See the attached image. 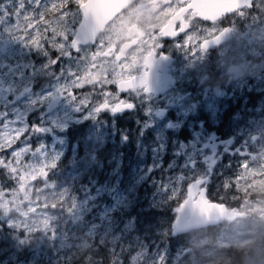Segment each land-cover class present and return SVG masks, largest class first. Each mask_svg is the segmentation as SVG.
I'll return each instance as SVG.
<instances>
[{"label": "rangeland", "instance_id": "rangeland-1", "mask_svg": "<svg viewBox=\"0 0 264 264\" xmlns=\"http://www.w3.org/2000/svg\"><path fill=\"white\" fill-rule=\"evenodd\" d=\"M69 9L74 19L64 26L74 39L79 23L74 31L72 24L80 19L74 0ZM152 19V14L145 15L146 22L127 15L98 42L118 50L131 27L142 34L156 29V22L148 24ZM257 22L250 28L257 36L247 39V29L214 57L192 58L180 69L182 84L167 96L152 100L126 92L125 99L134 100L139 111L122 117L127 111L111 104L94 111L98 100L85 110L61 91L69 83L66 71L74 57H64L58 71L50 64V51L26 44L12 26L0 25V128L28 130L17 145L22 171L48 166L47 178L35 183L34 200L51 204L59 195L65 200L63 211L54 213L41 207L32 214L24 207L17 215L0 208V264H235L252 233L264 228V24L257 27ZM147 44H155V38L150 35L121 53L128 56L131 77L143 67L151 48ZM85 46L80 48H91ZM27 87L33 93L21 97ZM98 88L89 85L77 94L100 96ZM165 109L166 116L160 113ZM224 116L225 128L220 126ZM86 123L84 137L71 147L69 130ZM67 154L71 174L62 184L53 174ZM0 155L12 159L10 153ZM2 177L8 182L2 183ZM201 179L205 200L245 210L246 224L242 218L199 230L196 244L185 246L188 236L167 252L163 234L171 236L179 205L189 186ZM43 184L51 191H40ZM17 187L15 175L0 166V191L10 198ZM24 212H29L26 219Z\"/></svg>", "mask_w": 264, "mask_h": 264}, {"label": "snow or ice", "instance_id": "snow-or-ice-1", "mask_svg": "<svg viewBox=\"0 0 264 264\" xmlns=\"http://www.w3.org/2000/svg\"><path fill=\"white\" fill-rule=\"evenodd\" d=\"M72 0H0V25L7 24L12 26V30L21 37L26 44L37 49H46L52 54V67L62 71L61 60L64 57H74L72 66L66 71L69 83L62 87L61 91L67 94L74 101H78L80 106L87 110L98 100L99 103L94 111L99 112L103 108L114 105L115 110L122 107H133L134 100L125 99V93L132 91L138 86H143L147 90L148 72L145 71L139 80H134L129 74L128 56L121 54L113 47L105 43H96L91 40V48L81 49L79 43L69 35L65 28V22L72 23L69 5ZM79 9L81 18L72 24L73 31L76 23H79L81 31H90L91 37L94 36V29L88 23L89 17H108L118 14L120 11L118 4L114 0H74ZM51 17V18H49ZM174 35H180L177 28V21H173L165 29ZM139 43V41H137ZM155 53L153 52L152 55ZM59 57V58H58ZM108 61H114L109 64ZM151 59H147L145 66L150 67ZM82 66V67H81ZM93 89L99 85L97 91L102 95L96 96L95 93L78 95L86 86ZM114 86V87H112ZM112 88V90H108ZM119 93V96L116 94ZM95 98H92V97ZM106 98V99H105ZM123 101V103L121 102ZM0 120V125H3ZM0 153H10L12 159H6L0 155V166L10 170L18 181V187L11 191L10 198H6V193L0 196V208L6 209L10 213L19 215L18 209L28 207L29 212L35 214L43 207L44 212L49 210L54 213L58 209L63 211L65 200L59 195L51 204L41 203L39 199L33 198V193L37 192L35 183L43 181L48 175V166L33 169L31 172L21 170L23 164L18 157L20 149L17 145L28 136V130H13L11 128H0ZM54 167V165H52ZM246 165H241L244 167ZM204 181L197 180L189 188V197L192 199L193 207L200 208L202 212L210 215V209L203 206L207 190L201 185ZM47 185L40 187V191H51ZM7 204H4V201ZM34 201V202H33ZM177 211H180L178 208ZM29 212H24V219ZM47 223V222H45ZM83 259V258H81Z\"/></svg>", "mask_w": 264, "mask_h": 264}, {"label": "flooded vegetation", "instance_id": "flooded-vegetation-1", "mask_svg": "<svg viewBox=\"0 0 264 264\" xmlns=\"http://www.w3.org/2000/svg\"><path fill=\"white\" fill-rule=\"evenodd\" d=\"M132 14L140 15L145 22V15L152 14L153 19L151 21L148 20V24L152 27V22H156L157 28L154 29L152 27L148 31L146 30L145 34H142L139 32V28L136 29L134 26L131 27L129 33L127 32L125 34L124 40L118 46V51L119 53L127 51L125 47L128 45H131V48H137L142 42L146 41L150 35L155 38V44L146 45L147 47L151 46V48L147 49L143 67H141L139 73L132 78L147 71L148 73H153L157 78H163V82H168V85L165 91L159 95L153 93L146 94L144 88H136L130 91L140 92L153 100L167 96L173 88H178L182 84V80L179 78L180 69L183 66H187V63H189L192 58L197 56L212 58L229 43L233 42L238 37H243L247 29L250 30V28H252V30H254L257 21V27L263 25L264 0H133L126 9L117 14L107 24L104 31L98 35L95 42L97 43L99 37L104 36L110 27L125 16ZM253 16L255 17L251 18ZM98 18L99 17H89V20L96 21ZM173 21H177V28L180 30V35L178 36L171 34L170 30L169 32H165V29ZM252 30H250L247 39L257 36L254 35L255 33H252ZM137 41H139V43H137ZM80 46L84 47L82 45ZM90 46L92 45H87L85 47L89 48ZM130 49H128V51ZM247 50L249 51V48ZM153 52L155 53L154 55H152ZM235 52L234 50L233 54H237ZM237 52H240V50ZM182 57H187L188 59L184 61ZM149 58L152 62L150 67L146 68L145 62ZM171 80H174L173 84ZM1 90L2 86L0 84V95ZM7 91V88L4 89V92ZM33 91L34 88L27 87L20 95L24 97L25 95L32 94ZM249 101H251V99ZM240 102L241 100L237 99L239 105ZM248 104L251 103H247L245 106ZM142 108H145L144 105ZM240 108H244V105H242V107L240 106ZM125 109L126 108L122 107L118 110L119 112L127 111L122 112L118 115L119 117H122L121 115H133L139 111V107L136 104L131 108ZM160 113L166 116L168 115V110H161ZM170 116L172 117V114ZM129 125L131 126L129 131L133 132L132 124L130 123ZM135 131L137 132V130ZM259 198L263 199V197ZM240 212L242 216L241 219L244 218L240 220L246 224L245 217L247 213L245 210H240ZM191 233L193 232H189L188 234ZM197 239L198 236L193 237L191 234L185 246L190 247L196 244L195 242ZM238 257L239 256L235 257V262Z\"/></svg>", "mask_w": 264, "mask_h": 264}, {"label": "water", "instance_id": "water-1", "mask_svg": "<svg viewBox=\"0 0 264 264\" xmlns=\"http://www.w3.org/2000/svg\"><path fill=\"white\" fill-rule=\"evenodd\" d=\"M132 1L133 0H114V3L118 4V7L120 9L118 14L122 12L124 9H126L132 3ZM116 15L117 14H114L113 16L108 17L107 19L103 17H99L97 20L95 19L96 21L88 20V23L94 29L93 37H91L90 31L88 30H85L82 32L80 29V25H79L74 39L79 43V45H82V46H85L91 43L92 39L95 41L98 34L104 31L106 25ZM140 77H142V75L139 77H135L133 79L138 81ZM163 80H164L163 78H157L153 73L149 72L148 78H147L146 93L159 94L162 91H164L168 82L166 81L163 82ZM138 87L143 88V86H138ZM189 188L187 190V198L179 206L180 211H177V216L172 224V236L173 237L185 234L192 230H197V229L205 228L208 226L218 225L224 220L233 221L237 218V215L227 212L223 206H217V205L210 204L205 199L203 200V206L206 209H210V215L202 212L200 208H194L192 199L189 197Z\"/></svg>", "mask_w": 264, "mask_h": 264}, {"label": "trees", "instance_id": "trees-1", "mask_svg": "<svg viewBox=\"0 0 264 264\" xmlns=\"http://www.w3.org/2000/svg\"><path fill=\"white\" fill-rule=\"evenodd\" d=\"M226 119H227V117L224 116V122L220 125L223 128L227 127V120ZM85 127H86L85 131H87V127H88L87 123L84 124L82 127H77V128H74L73 130H69L68 142H69V145L71 147L73 146V142H79L82 140V138L84 137V134H85V132H84ZM78 153H80V150L78 151ZM66 160H67V162L69 161L68 154L66 155L65 159L63 158L61 160L59 165H57V168L54 170V174H53L55 177L54 181H56L58 183L65 184V183H67V181L70 177L71 170L67 166ZM49 179L52 181V175L49 176ZM81 179L83 180V178H81ZM1 181H2V183L8 182L5 180L4 177H2ZM196 233H197V231H195L191 234H192V236H195ZM163 236H164L163 243H166V245L163 246V249L166 250L167 252L172 253L175 246H178L180 242L183 243L184 239L186 240V238L188 236H190V234L187 236L173 238L170 236V232H167L166 234H163ZM167 241H169V245L167 244Z\"/></svg>", "mask_w": 264, "mask_h": 264}, {"label": "clouds", "instance_id": "clouds-1", "mask_svg": "<svg viewBox=\"0 0 264 264\" xmlns=\"http://www.w3.org/2000/svg\"><path fill=\"white\" fill-rule=\"evenodd\" d=\"M235 264H264V228L252 233L248 247L240 253Z\"/></svg>", "mask_w": 264, "mask_h": 264}]
</instances>
